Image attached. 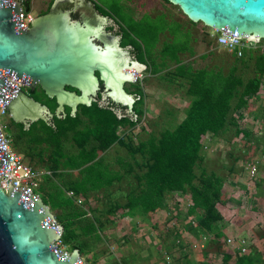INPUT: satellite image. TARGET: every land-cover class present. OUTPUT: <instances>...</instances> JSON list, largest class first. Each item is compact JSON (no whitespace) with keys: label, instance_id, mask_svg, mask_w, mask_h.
Masks as SVG:
<instances>
[{"label":"water","instance_id":"1","mask_svg":"<svg viewBox=\"0 0 264 264\" xmlns=\"http://www.w3.org/2000/svg\"><path fill=\"white\" fill-rule=\"evenodd\" d=\"M22 1L27 11L29 0H0V106L13 122L27 131L40 118L50 130L55 129L47 108L7 82L3 74L54 99L58 107L53 115L59 119L65 107L73 117L79 105L90 106L102 85L100 106L111 101L126 107V116L136 122L131 104L138 96L127 94L124 84H132L145 66L136 62L130 46L121 47L120 30L112 20L88 0H65L71 11L58 12L55 9L62 0H53L48 13L34 18L30 28L23 30ZM167 1L193 23L235 38L264 40V0ZM77 13L81 20L73 17ZM107 19L111 32L105 31ZM6 165L8 157L0 141V176ZM54 220L49 207L30 190L9 184L6 194L0 186V264H81L77 250L63 255L55 251L54 241L63 227L49 226Z\"/></svg>","mask_w":264,"mask_h":264},{"label":"trees","instance_id":"2","mask_svg":"<svg viewBox=\"0 0 264 264\" xmlns=\"http://www.w3.org/2000/svg\"><path fill=\"white\" fill-rule=\"evenodd\" d=\"M29 10L27 1V11ZM103 14L108 16L106 12ZM157 27L153 25L150 29H155L157 34L161 30ZM148 29L149 27L145 28L143 25L127 29L121 26V47L130 46L138 54L140 62L151 61L152 72L156 73L159 69L154 65L152 50L157 40L145 33ZM181 51L177 44L165 45L161 55L173 59ZM232 55L241 64L245 61L253 62L252 78L244 82L237 75L236 66L226 75L221 71L208 69L193 71L190 66L179 67L176 74L188 80L187 94L191 97L184 120L174 129H167L157 136H151L148 141L139 143L136 147L131 146L129 142H122V137L117 133L120 127L134 128L136 122L127 116H117L115 111L117 109L123 111L126 107L120 108L114 104L100 106V93L90 106L79 105L75 116L72 117L69 108H66L64 119L54 118L55 129L51 130L50 135V138H54L49 144L58 152L62 140H66L71 133L72 140L79 149V155L71 159L70 168H83V179L78 184L70 185L69 192L77 195L88 190H99L109 187L117 180V176L97 158L100 153L119 143L132 155H141L145 171L136 177L138 192L130 193L125 207L116 205L113 210L136 209L141 214H148L164 207L165 196L188 195L191 201L189 213L200 216L201 230L213 240L222 238L226 222L216 206L222 203L223 180L215 173H207L200 167L204 160L203 141L206 135L219 137L230 127L235 129L236 136L248 135L249 131L240 129L242 111L248 107L249 100L260 93L264 78V49L262 51L255 49V52L244 51L241 58ZM134 86V93L140 94L139 86L137 84ZM66 89L77 93L72 88ZM36 91H30L32 97L37 101H41L40 97H43L44 103L49 105L51 112H54L57 107L55 100L48 99L42 91L40 93ZM138 105H141V102ZM134 111L137 116L141 114L138 108ZM91 144L93 147L87 151ZM197 168L200 170L199 174L196 173ZM48 200L56 210V216L54 215L56 221L63 227L62 244L69 246L71 252L77 250L82 258L86 254L88 244L81 239L98 236V221L91 222L87 219L86 213L64 192L59 191L55 196L48 197ZM229 259V255L224 256L225 261ZM234 264H256V261L244 249Z\"/></svg>","mask_w":264,"mask_h":264},{"label":"rangeland","instance_id":"3","mask_svg":"<svg viewBox=\"0 0 264 264\" xmlns=\"http://www.w3.org/2000/svg\"><path fill=\"white\" fill-rule=\"evenodd\" d=\"M93 1L100 7V10L115 16L125 29L141 25L145 28L149 27L145 33L156 40L159 39V33L156 34L155 29H150L153 25L161 28L158 31L160 33L165 29L171 34L176 33L177 36L185 33L174 21L165 19L167 17L170 20L174 18L179 20L183 17L178 7L165 0H157L154 4V14L162 12L154 21L149 15H145L142 20L138 21L137 16L128 9L131 0ZM52 2L53 0H33L29 5L31 16L35 18L51 6ZM22 7L26 9L23 1ZM184 19L187 26H191L193 36L202 37L207 41L217 61L221 60L220 63L224 64L225 74L236 66L238 67L237 75L244 82L254 76L251 65L249 67L247 64L250 61L241 64L224 48L217 46L216 36L218 34L214 30L199 22L190 25L186 18ZM180 40H183L182 36ZM255 49L262 51L264 40H261ZM255 49L249 51L255 52ZM134 85L136 84H124L127 94H133L131 90L135 87ZM137 85L140 86L139 83ZM22 91L30 97L28 88ZM40 99L44 100L43 97ZM242 114L240 129L249 131L247 136H236L232 128L231 132L221 134L230 139L228 143L220 139L209 141L207 137L203 141L204 160L200 167L204 168L207 173H215L223 180L222 203L216 206L226 222L222 238L213 240L201 230L200 216L189 213L191 201L188 195L165 196L164 207L148 214L137 212L135 218L121 217L117 213L112 214L108 209L127 200V186L120 185L112 192L89 196L95 213L88 219L91 222L98 221L99 234L96 238L82 237L81 241H86L88 244L86 254L82 257L83 262L86 264H234L239 253L243 254L241 248L244 247L245 251H248L254 258L256 264H264V126L262 124L264 121V79L260 93L249 100V105L242 111ZM0 121L7 123L5 133L10 136L12 124L9 125V123L13 121L10 115L1 117ZM120 134L127 140L128 136L124 130L120 131ZM36 139L37 136L32 128L26 143L36 141ZM11 142L16 152L17 144L20 150L25 144L22 139L15 141L13 137ZM128 142L136 147L139 139L129 136ZM254 166L256 172L253 175L251 168ZM196 173H200L198 168ZM129 184L133 186L135 182L131 181ZM131 186L130 189H132ZM133 188L136 189L135 186ZM35 195L50 204L47 195L39 188L35 190ZM50 209L56 216V210L52 206ZM96 213L98 214L95 215ZM64 248L71 252L69 246H64ZM225 255L230 256L228 261L224 260Z\"/></svg>","mask_w":264,"mask_h":264},{"label":"crops","instance_id":"4","mask_svg":"<svg viewBox=\"0 0 264 264\" xmlns=\"http://www.w3.org/2000/svg\"><path fill=\"white\" fill-rule=\"evenodd\" d=\"M88 1L100 10V7L97 6L93 0ZM131 1V3L129 2L128 9L137 16L138 21L142 20L145 15H149L151 17V20L154 21L158 15L162 14V12L156 14H154L153 12V9H155L154 4L157 0ZM32 2L33 0H29V5L32 4ZM49 9L50 6L35 18L48 13ZM100 11L105 12L102 10ZM182 16L183 17L179 18V20L177 18H174V20H170L167 17L165 19L168 21H174L176 24H178L180 30L183 33L185 32L184 35L180 34L179 36H177V34L174 33L175 36H173V33L171 34L166 29L161 33L159 32L158 34L159 39H157L156 45L152 50V59L155 61L154 65H157L159 69L158 72H152L153 69L151 68V61L149 62L148 60L144 59V61L146 60L145 63L140 62V60L138 59V54L136 53V62L144 65L145 71L143 72V80L139 83V89L141 93H134L135 88L131 90L133 93L132 95L135 94L138 96V100L131 104V111L135 114L134 110L138 108L141 114L139 116L135 114L137 117L136 125L134 128L120 127L118 129L117 133L120 136V131L124 130L127 133L128 137L134 136L139 139V143H144L148 141L151 136H157L160 132L167 129H174L184 120L186 111L190 107L191 97H189L187 94L189 88L188 80L176 74V70L179 67L190 66L193 71L201 69L221 71L224 75H226L223 72V69L225 67L224 64L220 63L221 60L220 62L217 61L215 53L212 51V48L204 38L193 36L191 26H187L184 18H186L187 22H189L190 25H193L195 23L189 21L183 14ZM108 17L120 30L121 24L115 18V16H113L112 14H108ZM180 36H182V41L180 40ZM184 36L186 37L185 39ZM121 37L122 36H120V39ZM184 40H186V43H184ZM174 44H177L178 49L180 51L182 49L183 51L178 52L177 55L173 57V59H171L169 56L163 57L161 55V52L164 46H171ZM229 54L232 55V53ZM247 64L249 67L251 65V69L254 71L253 62L250 61ZM38 90V92L40 93L41 90ZM35 101L47 108L49 114L52 117L54 126V118L59 119L57 116L53 115L56 109L54 112H51L49 109V105L44 103L45 100ZM139 102H141V105H138ZM66 108L67 107L64 108L65 115L62 119L66 117ZM83 120L86 121V119L84 118ZM263 122L264 121H262V124H264ZM11 124L12 122L9 123V125ZM40 124L42 125L40 126ZM32 128L34 130L35 136H37V139L36 141L32 140V142L26 143L27 139H29V133ZM231 129L232 127L230 129L227 128V130L223 134L231 132ZM10 130V140H12L13 137L15 141L22 139L23 142H25L21 150L20 146L17 144V152H15L21 155L24 159V162L29 165L37 174L39 180L37 188H39L45 195H47V199L48 197L55 196V194L59 191L64 192L65 195L68 196V188L70 187V185L78 184L81 182V180L83 179V168H70L71 159L79 155V149L73 142L71 133L68 134V138L66 140H62L60 149L57 152L56 149L49 144V142H51V140H53L54 138H50L51 130L40 118H38L28 128L27 131L23 130V125L19 122H14V125L12 124L10 126ZM19 136H21L22 138H20ZM128 137L127 140L124 137L121 138V141L124 143L128 142ZM206 137L209 139V141L217 139H220L225 143H228L230 141V139L227 138L226 135L213 137L212 135L208 134L206 135ZM56 142H58V139ZM91 147H93L92 144L87 148V151H89ZM13 149H15L14 146ZM97 160H101L103 162V165L117 176V180H115L109 187L100 188L99 190H88L86 193L73 195L72 198L74 204L78 207H81L83 205V207L81 208L82 211L86 213L87 219L91 215L93 216L95 213L93 204L91 203V200H89V196L91 197L98 194L103 195L104 192H112L120 185H125L128 189V194L126 197V199H128L130 193L138 192L139 189L136 177L142 175L145 171L142 166L143 159L141 155H132L128 151V149H126L119 143H115L109 150L100 153ZM124 164H127L129 167ZM131 181L135 182V185L133 186H135L137 190L134 189L133 186H131L132 184H129L131 183ZM128 185H130L132 189H130V186L128 188ZM127 203L128 200H126L122 204L119 203L118 206L125 207ZM45 204L50 209L51 204ZM115 206L116 205H114L113 208L108 209L110 212L112 210V214L117 213L121 217L129 218H135L137 216L138 210L136 209H127L125 211L113 210L115 209ZM97 214L98 213H96L95 215ZM97 234H99V232ZM242 248L244 249V247Z\"/></svg>","mask_w":264,"mask_h":264},{"label":"built area","instance_id":"5","mask_svg":"<svg viewBox=\"0 0 264 264\" xmlns=\"http://www.w3.org/2000/svg\"><path fill=\"white\" fill-rule=\"evenodd\" d=\"M14 1H19V0H12ZM20 13H19V20L22 22V27L23 30H26L30 28L31 21L33 20V17L31 16V13L26 11L22 7H20ZM216 44L218 47L224 48L226 51L229 53L235 54L237 58H241L243 56L244 51L246 50H251L257 48V45L260 43V41H250L247 40L246 38L240 37V38H235L231 35H228L222 31H216ZM145 71V68L136 74V78L134 81H132V84H137L140 83L143 80V72ZM4 79L15 85L20 91L24 88H28L27 84H22L21 82H15L14 79L11 77H8L6 75H2ZM8 111L5 110L2 106H0V118L8 115ZM7 127V123L4 124L2 121H0V141L3 144L4 152L5 155L8 157V165L5 167V171L3 174L0 176V186L3 189V191L7 194L8 193V186L10 184L11 187L15 188H24L28 189L31 191L33 197H37L35 195V190L38 187V176L37 174L33 171V169L27 165L24 162V159L21 155L16 153L12 146H11V140L9 136L6 135L5 133V128ZM264 132V128H263ZM251 174H255L256 172V167L251 168ZM69 197H73V194L71 192L68 193ZM54 224H51V221L49 222V226H60V224L54 220ZM63 231L60 233V237L58 240L54 241V245L56 246L55 251H58L59 255H63L64 253H69L67 251L61 241ZM230 242V241H229ZM241 251L244 252V249L241 248ZM80 263H85L83 262L82 258L80 257Z\"/></svg>","mask_w":264,"mask_h":264},{"label":"flooded vegetation","instance_id":"6","mask_svg":"<svg viewBox=\"0 0 264 264\" xmlns=\"http://www.w3.org/2000/svg\"><path fill=\"white\" fill-rule=\"evenodd\" d=\"M71 9H72V7H71V5L70 4H68V2L67 1H65V0H62V1H60V3H58L57 4V7H56V9H55V11H71ZM85 13L87 12V9H86V11H84ZM89 14V12H87V15ZM73 17H75V19H77V20H81V18L79 17V14L77 13V15L75 14V15H73ZM91 20H94V17H89ZM105 18V17H104ZM106 23H107V25H105L106 26V32L107 31H109V32H111V30H110V23H109V20L107 19L106 20ZM121 36V35H120ZM111 37L113 38V34L111 35ZM111 37H110V39H111ZM108 39V38H107ZM121 39H122V37H121ZM120 45H121V42H120ZM39 90L37 89V91L36 92H38ZM102 92V85H101V89H100V92L99 93H101ZM31 94V93H30ZM30 97L32 98V99H34V97H32V94L30 95ZM35 100V99H34ZM102 100H101V98L99 99V103L101 102ZM105 104H107V105H109V104H114L115 106H117V107H120V108H124V107H121V105H118V104H115V103H112L111 101H107V102H105ZM116 111H118V112H120L121 113V115H123V116H126V111H127V108L125 109V110H121V109H117Z\"/></svg>","mask_w":264,"mask_h":264}]
</instances>
